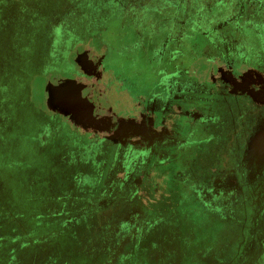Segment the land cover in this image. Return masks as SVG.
<instances>
[{"label":"rangeland","instance_id":"1","mask_svg":"<svg viewBox=\"0 0 264 264\" xmlns=\"http://www.w3.org/2000/svg\"><path fill=\"white\" fill-rule=\"evenodd\" d=\"M181 1L0 0V264L242 263L237 206L221 209L213 183L193 179L215 173V154L203 144L178 168V117L167 95H147L157 73L142 46L154 61L161 39L125 24ZM226 88L220 120L227 103L236 119L231 94L264 107V73ZM151 136L149 185L102 196L125 154L111 139Z\"/></svg>","mask_w":264,"mask_h":264},{"label":"flooded vegetation","instance_id":"2","mask_svg":"<svg viewBox=\"0 0 264 264\" xmlns=\"http://www.w3.org/2000/svg\"><path fill=\"white\" fill-rule=\"evenodd\" d=\"M226 1L235 3L237 8L234 13L237 14L236 18L241 20L238 23L243 25V28H248L254 36H262L261 41L264 44V0ZM220 29L223 30L222 35H217L218 32L214 29L210 31L209 44L215 47L225 45L220 51L221 57L240 56L246 62L243 52L232 42L236 40L235 37L228 35L229 29L227 27ZM251 56L259 55L252 53ZM248 68L257 70L254 73L255 77L259 73H264V64L248 65ZM242 73L243 71L232 74L237 76ZM222 81L209 86L200 85L184 89L167 84L163 88L151 89L147 95L154 96L159 93L167 95V99L165 98L167 101L163 102V105L170 103L178 117L179 148L174 158L178 168L186 162H192L203 144L209 147L204 155L215 154L216 160L212 163L215 173L210 174V177L205 175L204 178L193 179L198 184L207 179L208 183H213L211 197L221 209L230 211L232 207L237 206L242 236L247 239V247L240 256L241 264H264V107L255 106L251 101L252 109L250 112L245 111L244 106L236 105V97L231 94L230 102L235 103L236 119L233 118L234 111L228 108L227 103L226 106L223 104L225 108H220L225 121L220 120L216 100L217 96L228 90L226 85L229 80ZM240 93L245 92L236 93L237 97ZM227 119L230 120L226 121ZM153 138L151 136L149 141L140 144L131 139L123 142H118L117 137L111 139V148L125 154L121 156L122 161L119 162L121 169L117 170L119 166L115 168L102 196H110L112 199L116 190L122 197L133 196L141 190V185H149L147 177L153 156L158 153L160 147V140ZM252 141L256 146L253 150L250 149ZM193 165L194 161L192 167Z\"/></svg>","mask_w":264,"mask_h":264},{"label":"water","instance_id":"3","mask_svg":"<svg viewBox=\"0 0 264 264\" xmlns=\"http://www.w3.org/2000/svg\"><path fill=\"white\" fill-rule=\"evenodd\" d=\"M235 8V3L226 0H182L176 7L158 9L154 12L156 15L149 18L125 20L126 25L130 23L137 29L139 39L145 37L144 29H150L151 39H161L154 61L149 47L142 46V51L148 53V62L157 73L155 82L150 84L151 89L163 88L167 84L180 89L209 86L230 80L234 77L233 72L242 71L244 79L253 78L257 70L248 68V65L264 64L263 37L254 36L238 23L241 20L236 18ZM225 27L229 29L228 35L235 37L232 42L243 52L247 63L240 56L221 57L220 51L225 45L215 47L209 44L210 31L214 29L217 35H222L220 28ZM135 48L131 47L130 51ZM252 53L259 56H251ZM179 72L182 76L173 74ZM170 74L172 77L168 79L166 75Z\"/></svg>","mask_w":264,"mask_h":264},{"label":"crops","instance_id":"4","mask_svg":"<svg viewBox=\"0 0 264 264\" xmlns=\"http://www.w3.org/2000/svg\"><path fill=\"white\" fill-rule=\"evenodd\" d=\"M178 5H179V3H178V4H174V5H170V6H166V7H162V8H159V9H165V8H169V7H176V6H178ZM157 10H158V9H156L155 11H157ZM155 11H154V12H155ZM154 12H152V14H150L149 17H150V16H153V15H154ZM150 13H151V12H150ZM147 17H148V16H147ZM149 17H148V18H149ZM142 18H143V17H142ZM125 20H126V19H125ZM127 20H130V19H127Z\"/></svg>","mask_w":264,"mask_h":264}]
</instances>
